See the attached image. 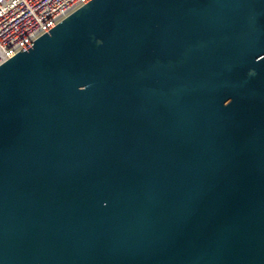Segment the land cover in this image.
<instances>
[{
  "label": "water",
  "instance_id": "95a60500",
  "mask_svg": "<svg viewBox=\"0 0 264 264\" xmlns=\"http://www.w3.org/2000/svg\"><path fill=\"white\" fill-rule=\"evenodd\" d=\"M0 264H264V0H90L2 63Z\"/></svg>",
  "mask_w": 264,
  "mask_h": 264
},
{
  "label": "built area",
  "instance_id": "2783aa9c",
  "mask_svg": "<svg viewBox=\"0 0 264 264\" xmlns=\"http://www.w3.org/2000/svg\"><path fill=\"white\" fill-rule=\"evenodd\" d=\"M90 0H0V65Z\"/></svg>",
  "mask_w": 264,
  "mask_h": 264
}]
</instances>
